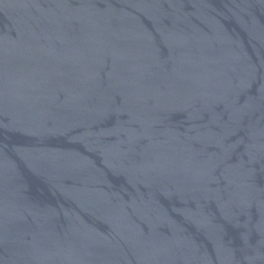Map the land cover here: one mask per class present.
<instances>
[{"label":"water","instance_id":"1","mask_svg":"<svg viewBox=\"0 0 264 264\" xmlns=\"http://www.w3.org/2000/svg\"><path fill=\"white\" fill-rule=\"evenodd\" d=\"M0 264H264V0H0Z\"/></svg>","mask_w":264,"mask_h":264}]
</instances>
